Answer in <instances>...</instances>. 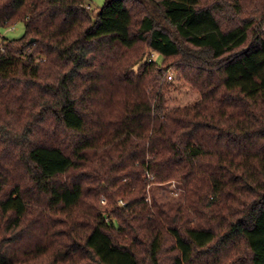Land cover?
<instances>
[{"label":"trees","instance_id":"trees-1","mask_svg":"<svg viewBox=\"0 0 264 264\" xmlns=\"http://www.w3.org/2000/svg\"><path fill=\"white\" fill-rule=\"evenodd\" d=\"M88 2L0 0V264H264V0Z\"/></svg>","mask_w":264,"mask_h":264},{"label":"rangeland","instance_id":"rangeland-1","mask_svg":"<svg viewBox=\"0 0 264 264\" xmlns=\"http://www.w3.org/2000/svg\"><path fill=\"white\" fill-rule=\"evenodd\" d=\"M106 0H90V7L92 8L93 13H98L102 6L105 4ZM247 5V3H246ZM259 13V12H258ZM25 23L19 22L12 27H0V41L3 37L9 39H16L21 37L25 33ZM136 54L135 52H132ZM151 57L153 59H157L158 61H162V57L152 52ZM167 74H172L173 79L169 80L167 78ZM165 80L167 81L165 85L164 92L166 94L167 99V108L171 109L178 106H186L192 103H195L200 98V94L197 90L193 89L190 84H188L183 78H181L174 67L169 66L164 73ZM148 197L147 200L151 203L154 199H157L159 202L163 203H176L178 201L183 200L184 198V190L181 187V183L177 180H173L171 182L162 183L160 185H150L148 187ZM100 199V207L103 209V212L108 207V200L105 198V201ZM118 206L123 205L122 199L119 200ZM105 213V212H104ZM106 217L108 214L105 213ZM166 258V253L163 255Z\"/></svg>","mask_w":264,"mask_h":264},{"label":"built area","instance_id":"built-area-1","mask_svg":"<svg viewBox=\"0 0 264 264\" xmlns=\"http://www.w3.org/2000/svg\"><path fill=\"white\" fill-rule=\"evenodd\" d=\"M13 26H14V25H13ZM10 27H12V26H10ZM167 78H168L169 80H172V79H173V75H172V74H167ZM102 200L105 201V198H103Z\"/></svg>","mask_w":264,"mask_h":264}]
</instances>
